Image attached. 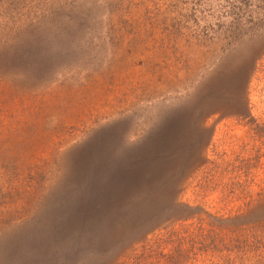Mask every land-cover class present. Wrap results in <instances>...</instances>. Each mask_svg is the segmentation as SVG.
I'll return each mask as SVG.
<instances>
[{"label": "rangeland", "instance_id": "1", "mask_svg": "<svg viewBox=\"0 0 264 264\" xmlns=\"http://www.w3.org/2000/svg\"><path fill=\"white\" fill-rule=\"evenodd\" d=\"M0 264H264V0H0Z\"/></svg>", "mask_w": 264, "mask_h": 264}, {"label": "crops", "instance_id": "2", "mask_svg": "<svg viewBox=\"0 0 264 264\" xmlns=\"http://www.w3.org/2000/svg\"><path fill=\"white\" fill-rule=\"evenodd\" d=\"M258 86H259V85H258ZM258 86H257V85H256V86H254V83H253V82H251L250 86L248 85V88H246V89H247V93H246V94H249V87L251 88V89H250V90H251V91H250V93H251V96H253L255 92H257V93H258V92H259V91H258ZM254 87L256 88V90H254ZM252 98H253V97H252ZM252 102H253V100H252ZM252 102H251V103H252ZM253 103H254V102H253ZM253 103L251 104V106H252V108H251V109H253L251 112H253V113H254V112H257V111H255V110H254V104H253ZM246 105L248 106V104H246ZM245 111H246V110H245ZM245 114H246V112L244 113V115H245ZM247 115H249V114H247ZM250 116L252 117V116H254V115H253V114H251ZM260 116H262V115H260V114H259V115H257V118H258V117H260Z\"/></svg>", "mask_w": 264, "mask_h": 264}]
</instances>
